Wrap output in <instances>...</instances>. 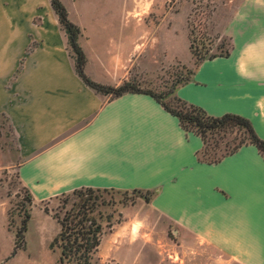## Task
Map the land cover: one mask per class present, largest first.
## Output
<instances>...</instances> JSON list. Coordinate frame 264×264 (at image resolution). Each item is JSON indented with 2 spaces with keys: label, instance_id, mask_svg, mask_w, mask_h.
Wrapping results in <instances>:
<instances>
[{
  "label": "crops",
  "instance_id": "1",
  "mask_svg": "<svg viewBox=\"0 0 264 264\" xmlns=\"http://www.w3.org/2000/svg\"><path fill=\"white\" fill-rule=\"evenodd\" d=\"M68 17L81 29L84 73L95 82L118 85L177 61L163 60L146 15ZM232 23L228 54L197 65L192 58L174 94L208 115L247 118L264 140V0H239ZM0 115L15 133L17 176L33 202L82 187L149 191L148 206L180 236L236 264H264L256 146L204 162L201 138L151 95L110 97L85 84L50 0H0Z\"/></svg>",
  "mask_w": 264,
  "mask_h": 264
},
{
  "label": "rangeland",
  "instance_id": "2",
  "mask_svg": "<svg viewBox=\"0 0 264 264\" xmlns=\"http://www.w3.org/2000/svg\"><path fill=\"white\" fill-rule=\"evenodd\" d=\"M61 1L72 15L129 13L146 15V23L152 27L157 24L156 32H159L155 36L160 38L161 49L167 50L163 60L177 61L163 64L154 73L132 80L139 88L155 93L167 92L175 83H182L188 77L192 67L187 65L192 64V58L194 62L193 52L204 59L228 52L233 14L239 4V0ZM240 137V132L233 130L215 139L210 138L209 152L215 148L214 141L217 143L215 151L220 154L225 147L237 143ZM19 160L13 128L5 115H0V264H61L59 249L51 247L59 231L52 215L63 214L78 199L72 195H60L33 202L24 246L15 248L7 212L13 213L16 219L18 211L29 207L24 200V187L17 176ZM140 195L132 192L103 193L104 204L99 207L104 218L101 243L96 253L98 264H236L215 248L200 244L194 236H180L176 226L155 213ZM106 216L110 217L109 223Z\"/></svg>",
  "mask_w": 264,
  "mask_h": 264
},
{
  "label": "trees",
  "instance_id": "3",
  "mask_svg": "<svg viewBox=\"0 0 264 264\" xmlns=\"http://www.w3.org/2000/svg\"><path fill=\"white\" fill-rule=\"evenodd\" d=\"M51 7L57 15L59 25L67 37V47L74 59V67L77 75L91 88L97 92L116 97L126 92L146 93L154 97L163 108L175 116L179 125L186 132H193L202 140V148L199 151L198 157L200 160L207 163L219 161L222 157L233 153L243 144H253L258 149L259 153L264 158V140L259 138L255 133L250 121L235 113H224L220 116L208 115L202 108L188 103L180 97L173 94L176 85L172 89L163 93H155L148 89H141L132 80L123 81L118 85H104L93 81L84 73V65L86 62L85 54L78 43V37L81 33L80 27L71 21L68 17V11L61 0H50ZM190 49V48H189ZM220 55H210L208 58ZM194 56V65L204 60L202 56L192 53ZM192 69L189 75L185 78L186 81L190 78ZM182 81V82H183ZM233 130L239 131L241 137L237 143L231 147H225L218 154L215 150L217 143L214 141L215 148L209 152V139H215L216 136L225 135ZM24 200L27 206L22 212L18 211L14 219L13 213L7 212L8 228L14 232L15 248L24 246L25 233L31 212L30 206L33 203V197L27 189L24 188ZM138 193L146 202H149L152 192L140 189L120 190V189H102L82 187L72 190L68 193H62L61 196H75L78 200L73 201L70 208L66 209L63 214L54 213L52 218L59 225V231L51 242V247L59 249V262L61 264H98L96 253L101 243L103 234V216L99 211V207L104 204L103 193ZM60 196V195H57ZM55 196V197H57ZM54 198V197H53ZM43 202V201H42ZM45 213H49L46 207L43 208ZM110 217L106 216L107 222H110ZM18 220V221H17ZM17 222L18 224H16Z\"/></svg>",
  "mask_w": 264,
  "mask_h": 264
}]
</instances>
